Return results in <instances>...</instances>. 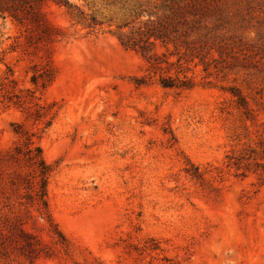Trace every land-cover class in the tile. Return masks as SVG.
I'll return each mask as SVG.
<instances>
[{
  "label": "rangeland",
  "instance_id": "1",
  "mask_svg": "<svg viewBox=\"0 0 264 264\" xmlns=\"http://www.w3.org/2000/svg\"><path fill=\"white\" fill-rule=\"evenodd\" d=\"M42 11L49 37L0 18V153L27 139L41 149L52 223L32 189L6 184L23 163L1 169L0 264H264V0H43ZM158 23L171 41H154L155 67L119 38ZM184 77L190 90L159 84Z\"/></svg>",
  "mask_w": 264,
  "mask_h": 264
},
{
  "label": "trees",
  "instance_id": "2",
  "mask_svg": "<svg viewBox=\"0 0 264 264\" xmlns=\"http://www.w3.org/2000/svg\"><path fill=\"white\" fill-rule=\"evenodd\" d=\"M42 2L43 0H0V18L5 19L9 17L19 23H22V20H30L38 35H40V33L45 34V32H47L49 37V33L50 36L52 35V28L45 20L44 13L42 11ZM170 35L171 31L169 27L165 24L158 23L154 26L150 25L146 28V31L141 33L138 38L122 36L119 38V41L124 48L139 52L148 61L152 62L153 66L156 67L162 62L160 61V58L152 52L154 49V41H171ZM182 44H184L186 50L189 49V45L186 42H182ZM159 84L162 88L177 90H190L193 87L192 81L185 77L182 79L164 78L160 80ZM234 97H237L238 105L247 110V104L244 102V99L239 95H234ZM32 145L33 144L30 140L27 139L23 150L16 147L8 152L0 153V170L12 165L19 166L21 165V162L23 163L22 167H18V172L10 175L6 184L13 190H20L22 188L27 190L32 189L35 199L31 198V202L35 201L39 207L38 210L40 214L43 217L45 216L49 223H52L47 202V179L50 173L49 166L45 163L41 149L38 146L33 148ZM21 156L22 158L20 159ZM21 168L30 171L29 173L22 175L20 171ZM197 177L198 176H196V178ZM2 178L4 179V176H1L0 181ZM7 222L10 224L9 221ZM52 226L56 244L62 247L66 255L70 254V244L66 241L56 225L52 224ZM10 238V236L2 238L5 240L0 243V252L2 257L5 256L6 251H8V247H11L10 241L8 242ZM19 238L22 240V243H24L21 247L22 250H26L28 254L32 255L29 257H38L43 251V249L40 248V244H36V242L24 234L23 231H20Z\"/></svg>",
  "mask_w": 264,
  "mask_h": 264
}]
</instances>
